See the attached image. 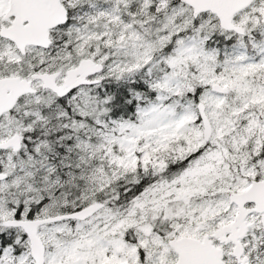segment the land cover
Returning <instances> with one entry per match:
<instances>
[{"label": "snow or ice", "instance_id": "obj_1", "mask_svg": "<svg viewBox=\"0 0 264 264\" xmlns=\"http://www.w3.org/2000/svg\"><path fill=\"white\" fill-rule=\"evenodd\" d=\"M0 264H264V0H0Z\"/></svg>", "mask_w": 264, "mask_h": 264}]
</instances>
